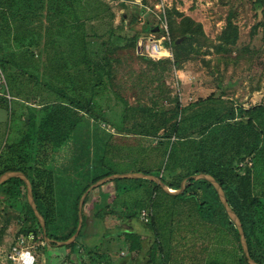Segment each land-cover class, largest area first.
<instances>
[{
	"label": "rangeland",
	"instance_id": "obj_1",
	"mask_svg": "<svg viewBox=\"0 0 264 264\" xmlns=\"http://www.w3.org/2000/svg\"><path fill=\"white\" fill-rule=\"evenodd\" d=\"M32 1L18 0L9 4L8 0H0V64L8 85L5 94H10L9 98H0V154H5L10 145L26 135L28 116L43 102L39 92L49 89L44 78L50 80V77H40L42 71L36 72L32 64L24 63L27 49L33 46L32 53L29 52L33 56L31 60L35 66L41 65L37 55L41 53L40 45L47 44L50 49L51 43L55 44L56 31L69 28L72 24L74 34H70L69 43H63L72 49L77 44L76 37L80 40L84 29L88 33L102 32L110 21L120 25L125 20L130 34L140 33L135 42L120 48L115 54L119 61L114 64L113 89L131 105H150L157 83L152 80L153 71H147L153 66L142 58L155 60L162 70H156L163 74L162 82L159 81L163 83L162 87H167L171 96H177L182 106L191 104L186 114L200 112L185 123L187 130L213 120L215 113L222 112L227 106L238 103L249 107L258 102L264 103V3L257 6L255 0H81L84 4L81 9V16L85 19L83 26L76 21L72 6L65 0L62 5L55 6L57 9L50 6L48 9H37ZM105 6L112 8L114 18ZM29 8L35 9L33 15L28 13ZM180 37L183 40L175 46V40ZM141 40L143 52L139 53L138 42ZM20 41L22 47L19 46ZM153 43L160 45L165 55H151L149 46ZM54 65L53 61L52 69ZM67 69L68 75L64 76L60 85L66 98L62 95L60 98L70 101L72 97L86 106L93 86L100 81L99 75L93 66L78 59ZM198 100H201L199 104L196 103ZM106 103L110 106H105ZM119 104L113 96L109 97L103 109H96V112H107L108 116H112V110L120 112ZM164 104H167L166 101ZM95 115H85L63 146L49 154L48 168L55 174L57 224L63 228L58 230L60 234L67 232L65 226L73 216L77 197L94 178L111 170L115 173L162 170L168 162L166 145L160 143L159 138L119 134L116 126L110 124L108 128L103 127L106 122ZM112 128L114 131H111ZM173 140L176 141V138L173 137ZM177 142L174 159L180 162L181 158L191 155L192 144L189 139ZM149 183L123 178L93 189L85 211L92 220L98 211V221L97 226L91 222L93 225H88L84 234L100 229V224L105 225L108 232L99 241L98 247L92 244L89 248L78 246L80 251L76 256L65 245L51 246L39 238L35 250L37 264H93L99 261L113 264L117 260L148 264L150 252L157 251L160 259V250H170V242V252L180 264H189L193 260L200 263L212 254L228 255L234 249L238 250L234 236L228 232V225L227 228L210 226L199 219L193 201L173 200L162 194L155 200L147 189ZM106 186L109 188L104 190ZM116 186H119L118 190L114 188ZM202 191L219 208L215 194L205 187ZM116 194L118 198L113 203L116 213L103 220L102 216L106 214L103 206ZM24 197V193L17 196L22 205L16 200L6 203L0 199L1 264H11L8 259L11 243L20 233L28 231L30 221L21 211L26 202ZM153 200L156 204L150 209ZM142 208L153 212L157 231L151 228V221H142L137 216L129 223L125 222L121 229H131L133 233L108 234L115 230L116 223L132 211L140 213ZM36 232L42 235L38 229ZM157 239L162 249L155 244ZM82 242L85 239H81L80 244Z\"/></svg>",
	"mask_w": 264,
	"mask_h": 264
},
{
	"label": "trees",
	"instance_id": "obj_2",
	"mask_svg": "<svg viewBox=\"0 0 264 264\" xmlns=\"http://www.w3.org/2000/svg\"><path fill=\"white\" fill-rule=\"evenodd\" d=\"M8 1L9 4H14V1L18 0ZM65 1L72 6L73 16L76 21L84 26L85 19L81 16V9L84 4L81 0ZM63 3L64 0H33L31 4L37 9H46L45 7L48 9L49 6L50 8L52 7L51 9H57L55 6H60ZM255 3L257 6H262L264 0H255ZM37 4L40 5L36 7ZM104 8L110 11L112 18L115 17L112 8L109 6H105ZM28 13L33 15L35 9L29 8ZM70 34H74V24L62 31H56V36L54 37L55 44L61 46L64 45L63 43H69L71 39ZM139 35L140 33L137 32L130 34L125 20H123L120 25H115L113 21H110L107 28L102 32L88 33L84 29L80 40L79 38L77 40L76 37L77 44L74 47L79 50L78 60L86 63V65L93 66L100 77V81L92 88V96L89 102L85 106L80 100H75L72 97L69 98L70 101L60 98L59 101L35 107V112L30 114L26 121V135L19 142L10 145L5 154H0V176L7 171L24 172L31 181L37 207L46 220L48 236L55 240L69 239L75 233L78 226V205L82 194L91 184L115 173V171L111 170L104 175L94 178L84 188L83 192L77 197L73 216L68 225L65 226L67 232L60 234L58 230H63V228L57 224V209L54 197L55 175L48 168L49 154L63 146L78 122L85 115H95L96 113L95 116L103 119L106 125L109 126L111 124L116 126V131L119 134H136L145 138H159L160 143L166 145L168 153L167 165L162 170H150L146 173L157 176L161 175L162 180L168 187L179 189L185 177L196 173L203 172L214 176L222 185L230 206L241 219L251 257L260 264H264V103L258 102L249 107L238 103L227 106L222 112L215 113L213 120L193 129L188 127L187 130L185 123L197 117L200 112H195L191 115L186 114L191 104L182 106L177 96H171V91L167 87H162L163 83H161V79L163 78V74L161 73L162 70L158 68L157 62L143 57L142 59L147 64L150 63L153 66L151 70L147 71H153L152 80H154V83H157L152 103L150 105L142 103L138 105L129 104L124 97L113 89L112 80L115 77L114 64L119 61V58L115 54L120 48L128 46L131 42H135ZM178 40L181 42L183 37L175 40V46L180 44ZM19 44H21V41ZM33 44L36 45L34 41ZM22 45L19 46L22 47ZM154 65H157V67H154ZM162 68L166 69L165 66H162ZM156 70L161 72H157ZM56 93L61 97V92L57 91ZM62 96L66 98L65 95ZM112 96L115 98L116 104L120 103V112L112 110V116H108L107 112L98 114L96 109H103L105 100H109V97L111 98ZM209 99L211 98H206L205 100ZM165 101L167 104H164ZM200 102L201 100L196 101L197 104ZM105 106L110 105L106 103ZM112 120L119 121L118 125L113 124ZM173 137L176 138V141L173 140ZM185 139H189L192 144L191 155L181 158L182 160L177 162L174 159L175 153L178 150L177 144L179 142L177 141H184ZM166 171L167 175H165ZM141 180L150 182L147 189L155 196V200L157 196L162 194L169 196L173 200L183 202L193 201V208L199 219L210 226L227 228L226 226L228 225V232H231L234 236V243L238 247V250L234 249L233 253L228 255L212 254L205 261L202 260L198 263L193 260L189 264H221L222 262H225V264H249L241 246L239 232L221 203L216 189L209 181L204 179H189L182 193L172 195L166 193L152 180ZM118 187L116 186L115 188L118 190ZM203 187L210 189L215 194L219 202V208L207 198V193L202 191ZM23 193L26 202L22 206L21 211L30 221V224L28 231L20 233L17 237L34 233L35 242L39 238L44 240L42 227L27 199L25 182L19 177H12L0 184V199L6 203L16 200L18 204L22 205L21 200L17 196ZM90 193L87 195L83 205L82 230L72 244L65 245L66 249L76 256H79L80 249L77 248L78 246L82 245V247L89 248V245L92 244L98 247L99 241L108 232V230L105 231V225L100 224V229H93L91 233L84 234L88 225H93L91 222L97 226V216L99 215L97 211L93 216V220L92 218L90 220L85 213ZM117 198L116 194V197L111 201L109 200L103 206L106 208V214L102 216L103 220L108 219L107 216L116 213L113 203H116ZM155 200L150 204V209L155 206ZM220 210L223 211L228 222L224 220ZM150 214V226L154 231H157L155 216L153 212H150ZM139 215L138 211H132L129 216L116 223L115 230L110 231L108 234L115 232H122L123 234L133 233L131 229L122 231L121 229L126 224L125 222L129 223L133 217H139ZM172 225L173 227L175 226L174 222ZM37 229L42 234L41 236L36 234ZM17 237L11 243V246L15 243ZM81 239H85V242L80 244ZM155 244L162 249V245L158 239L155 241ZM51 246H56V244H51ZM168 248L171 250V242ZM170 250H160V259L157 257L159 255L157 251L150 252L147 263L180 264L173 257ZM93 264L109 263L99 261ZM113 264H138V262L133 260H117Z\"/></svg>",
	"mask_w": 264,
	"mask_h": 264
},
{
	"label": "water",
	"instance_id": "obj_3",
	"mask_svg": "<svg viewBox=\"0 0 264 264\" xmlns=\"http://www.w3.org/2000/svg\"><path fill=\"white\" fill-rule=\"evenodd\" d=\"M179 42L180 41L178 40V43ZM138 43H139L138 51H139V53H142V40L139 41ZM12 177H19L25 182L26 187H27V199H28V202H29L30 206L32 207V209H33V211H34V213H35V215H36L37 219L39 220V223L42 227L44 240L49 245L56 244L57 246L70 245L76 240V238L78 237L79 233L81 232L82 226H83V205H84V201H85L87 195L96 187H99V186H101L107 182H110V181H113L116 179H123V178L124 179H149V180H152L153 182L157 183L166 193L172 194V195H178L184 191L186 184H187L189 179L207 180L216 189L221 203L225 207L226 212L228 213L230 219L235 224V226L239 232L241 246L243 248L245 256L248 259L249 264H260L259 262L254 260L250 255L247 238H246V235L244 232V227H243V224L241 222L240 217L238 216L236 211L230 206L222 185L211 174L201 172V173H196V174H192L190 176H187L182 180L181 186L179 189H172V188L168 187L166 185V183L162 180L161 175L157 176L155 174H149V173H145V172L113 173L111 175L105 176V177L97 180L95 183L91 184L88 187V189L82 194V196L79 200V205H78V209H79L78 226H77L75 233L67 240H55V239H52L48 236L46 220L37 207V204H36V201L34 198L33 187H32L31 181L24 172H22V171H7L0 176V184H2L4 181H6Z\"/></svg>",
	"mask_w": 264,
	"mask_h": 264
},
{
	"label": "crops",
	"instance_id": "obj_4",
	"mask_svg": "<svg viewBox=\"0 0 264 264\" xmlns=\"http://www.w3.org/2000/svg\"><path fill=\"white\" fill-rule=\"evenodd\" d=\"M46 45L47 44L40 45V52L41 53H40V55L37 54L39 56V62H41V65L35 66V64L31 60L33 58V56H31V54L29 55V52L32 53V49H33L32 47H29L27 49L26 55L24 56V58L26 60H23L24 63L29 62L30 64H32L33 65L32 69L34 71H36V72L42 71L43 74L40 75V77H45V76L50 77L49 78L50 80H48L47 77L44 78V80H45L44 82H46L45 84H47L49 86V87H47L49 89L48 90L44 89V91H40L41 93L39 92V95L42 98L43 102L41 104H38L37 107H40L43 104L52 103L54 101L60 100V96H58L56 92L57 91L61 92L63 90V88L60 85L64 79V76L68 75V69L67 68L71 66V63L74 60L78 59V55H79V50H77L76 48L72 49L71 46L65 47L64 45L60 46V45L52 44V47L49 49V47ZM22 54L24 55V52ZM2 55H4V54L2 53ZM53 61H54L55 65H54V68L52 69ZM75 62H77V61H75ZM43 63H45L46 65L42 66ZM40 66H42L41 70L39 68ZM37 67H38V69H36ZM108 188L109 187L106 186V188L104 190H107ZM85 213L87 215L86 211H85ZM90 220H91V218H90Z\"/></svg>",
	"mask_w": 264,
	"mask_h": 264
},
{
	"label": "built area",
	"instance_id": "obj_5",
	"mask_svg": "<svg viewBox=\"0 0 264 264\" xmlns=\"http://www.w3.org/2000/svg\"><path fill=\"white\" fill-rule=\"evenodd\" d=\"M143 52V48H142ZM5 89L8 90L7 80L3 68L0 64V98L7 96L10 97L9 92L5 94ZM103 127L108 128L110 126L103 124ZM111 131H114L112 128ZM140 218L142 221H150V212L146 209L140 211ZM38 244L35 242V234L29 233L25 235H20L17 237L15 243L11 246L8 253V259L11 264H37V255L35 250ZM1 264V263H0Z\"/></svg>",
	"mask_w": 264,
	"mask_h": 264
},
{
	"label": "bare ground",
	"instance_id": "obj_6",
	"mask_svg": "<svg viewBox=\"0 0 264 264\" xmlns=\"http://www.w3.org/2000/svg\"><path fill=\"white\" fill-rule=\"evenodd\" d=\"M160 45H157L156 43H153V45L149 46V52L151 49V55L160 57L161 55H165V53L161 52ZM165 52L168 54L167 50Z\"/></svg>",
	"mask_w": 264,
	"mask_h": 264
}]
</instances>
